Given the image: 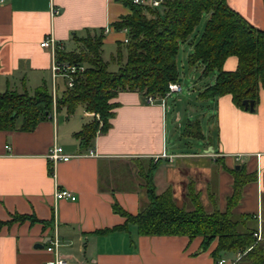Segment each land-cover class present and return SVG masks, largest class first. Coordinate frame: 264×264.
Returning <instances> with one entry per match:
<instances>
[{
    "label": "crops",
    "instance_id": "obj_1",
    "mask_svg": "<svg viewBox=\"0 0 264 264\" xmlns=\"http://www.w3.org/2000/svg\"><path fill=\"white\" fill-rule=\"evenodd\" d=\"M227 2L249 23L264 29V0ZM129 13L122 0H3L0 4V91L21 92L24 84L29 90L30 85L52 79L55 94L52 113L34 130H0V219L10 220L18 213L43 220L0 225V264H46L52 257L47 245L56 233L67 264H217L223 256L236 258V253L214 256L216 242L202 249V237L141 235L134 224L125 230L99 231L125 222L115 204L133 214L148 204L142 171L152 161H159L154 173L158 193L170 188L179 204L181 197L188 198L189 185L209 211L226 210L233 193L232 170L243 167L256 178L244 186L233 212L251 214L250 223L257 228L260 220L264 225V85L254 111L237 106L230 94L202 99L209 100L204 107L189 100L190 107L198 106L191 114L205 117L195 121L203 151L177 146L175 138L182 133L185 118L178 116L176 107L169 125L166 98L173 93L158 96L151 104L139 92L121 91L112 99L117 104L111 127L98 134L89 148L95 147L98 155L77 156L89 149L83 150L74 134L95 114L83 107L84 117L76 118L75 113L68 116L66 108L57 110L60 77H53L54 56L41 42L51 36L63 50L73 51L79 47L78 37L99 32L105 36L116 30L115 21ZM237 66L235 55L223 65L225 70ZM210 114L207 125L217 129H210L212 138L202 130ZM55 145L75 156L54 166L48 153ZM57 187L72 190L77 199H56ZM237 264L251 263L242 256Z\"/></svg>",
    "mask_w": 264,
    "mask_h": 264
},
{
    "label": "trees",
    "instance_id": "obj_2",
    "mask_svg": "<svg viewBox=\"0 0 264 264\" xmlns=\"http://www.w3.org/2000/svg\"><path fill=\"white\" fill-rule=\"evenodd\" d=\"M122 1L130 8V13L115 21L114 27L118 31L127 28L128 41L118 42L117 53L112 56V61L118 60L116 70L109 69L110 62L103 57L104 32L78 37L76 50L65 51L60 45L57 49L59 61L87 65L74 85L65 87L56 100L57 110L66 108L68 116L80 105L95 114L74 134L83 150L93 146L97 135L111 127L112 109L117 104L112 99L119 92L136 91L146 97L152 94L164 97L170 82L179 83L180 43L194 32L204 13H208L209 18L194 42L188 63L202 65L203 76L217 73L214 83L206 85L199 97L209 99L230 94L233 102L243 109H246L245 99L254 100L256 105L264 85V29L249 23L227 0H164L159 7ZM124 49L127 55L122 62ZM232 55L237 56L238 66L235 70H225L224 62ZM52 110L53 95L46 80L33 93L26 84L21 92L7 88L0 91V130L32 131L40 121L49 118ZM158 165L159 161H152L142 171L148 204L136 214L115 204V210L125 217V222L99 231L125 230L134 224L141 235L202 237V249L216 241L214 256L241 251L243 259L251 264H264V239L257 241V227L250 223L252 215L233 212L244 186L256 178L255 174L243 167L232 170L233 193L227 198L225 211L218 208L208 211L193 187L189 194L194 208L186 209L175 201L170 188L157 192L154 173ZM27 219L43 221L34 215L16 213L10 220L0 219V225Z\"/></svg>",
    "mask_w": 264,
    "mask_h": 264
},
{
    "label": "rangeland",
    "instance_id": "obj_3",
    "mask_svg": "<svg viewBox=\"0 0 264 264\" xmlns=\"http://www.w3.org/2000/svg\"><path fill=\"white\" fill-rule=\"evenodd\" d=\"M209 18V14L208 13H204L202 16V19L200 21V23L198 24V26L195 28L194 32L189 36V38L180 43V50L177 56V64H178V68L180 70V79H182L180 81V85H182L183 87V91L180 92H174L172 96L167 97L166 100L168 99V122L169 125L172 124V121L174 119V114L173 112L175 111L176 107L178 108V116L180 118H182L184 116L185 120L183 121V127H182V133L178 134L175 138V142H177V146L179 148L185 149L186 147H190L189 150H202L203 151V143H202V139L200 138V136H197L196 133L199 132V128L197 127L195 121L197 119H201L203 120L205 117L204 116H193L192 114H194L196 111H198V106H196V104H193L191 107L189 105V100H193L196 103H200V105H203L204 107V103L209 104V100H202V99H198V91L201 90L202 88H204L207 84H210L213 76H216V71L215 72H211L209 74V76H203L202 75V69L200 64H196V65H190L188 63V57L189 54L193 51L194 48V42L197 41L200 37V35L202 34V32L205 29L207 20ZM124 36L126 37V34L122 31H111L109 33H106L104 36V45H103V57L106 61L110 62V66L109 69L111 70H116L119 67V64L116 63L118 62V60H114L112 61V56L116 55L117 53V49H118V42L117 40H124ZM126 50L124 49V57L122 59V62H124L126 60ZM58 83H59V94L62 92V90L64 89V83L62 82V80L59 78L58 79ZM49 85L50 88H52V79L49 81ZM36 88V85H30L29 86V92L33 93L34 89ZM181 94L180 98L182 99V101H179V96L177 94ZM194 93V95H193ZM166 102V101H165ZM200 109V108H199ZM84 110H83V106H78L75 112V117L76 118H80V117H84ZM192 113V114H191ZM212 114L208 115V117L205 119V123L203 122L202 125V130L204 135H206L207 137H211L210 134V129L213 132H216V127L211 125L209 126V124L207 125V123H209L210 119L212 118L211 116ZM62 115H60L59 118H61ZM182 120V119H181ZM188 120H191L193 123L191 125H187ZM179 126V123L177 124ZM176 125V126H177ZM207 125V128H206ZM206 128V129H205ZM214 140L216 139V136L213 134ZM212 138V137H211ZM189 184V183H188ZM188 189H187V197H181L179 199V201H181L180 203H182V201L185 204H181L179 203V206L185 205L183 207H185L186 209H193V202L191 200L190 194L191 190L189 189V185ZM204 197V196H203ZM206 198V197H204ZM211 210V209H210ZM209 211V210H208ZM212 211V210H211ZM261 227L262 229V237L260 240L264 239V225L262 224L261 220L259 222V226L257 228L258 229ZM256 236V235H255ZM257 241H260L258 239V237L256 236ZM216 242V241H213ZM212 242V243H213ZM241 252L238 251L236 252L235 257L237 256V254ZM233 259V258H232Z\"/></svg>",
    "mask_w": 264,
    "mask_h": 264
},
{
    "label": "built area",
    "instance_id": "obj_4",
    "mask_svg": "<svg viewBox=\"0 0 264 264\" xmlns=\"http://www.w3.org/2000/svg\"><path fill=\"white\" fill-rule=\"evenodd\" d=\"M136 4L140 5H151L154 7H159L162 5L164 0H132ZM3 2V0H0V4ZM54 13L58 14L59 9L54 8ZM127 28H124V31L127 32ZM109 28H106L105 32H108ZM126 42L128 41V38L126 37L124 39ZM41 46L43 47H48L51 49V52L54 56V63L52 67V72H53V77L54 78H62L65 81L66 87H72L74 85L75 79L79 76L80 73H82L86 69V64L85 63H73L69 61H59L57 58V49L59 47L57 41L51 37L48 36L41 42ZM55 91V90H54ZM181 91V85L178 82H170L169 83V90L166 93L165 96H168L174 92ZM55 97V94H53ZM147 101L151 104L157 102L159 99L158 96L156 95H148L146 97ZM55 115V114H54ZM55 117V116H54ZM80 155H86V156H97V151L94 148H91L88 150L87 153L84 154H79ZM73 156L72 154H67L62 146L55 145L53 146L49 153H48V158L51 160L53 165L57 164L60 161H68L70 160ZM55 198L56 199H69L72 201H75L77 199L76 194L68 189V188H59L55 190ZM260 219V215L258 216ZM255 235L258 237L260 240L262 237V229L261 227L258 229V231L255 232ZM60 238L58 234L56 233L53 237L50 238L49 243L47 245V250L48 252L51 253L52 257L46 262V264H67V260L64 256H62L60 252ZM243 256V252H239L234 259H228L227 257H221L218 261L217 264H226L229 262V264H237L239 259Z\"/></svg>",
    "mask_w": 264,
    "mask_h": 264
},
{
    "label": "water",
    "instance_id": "obj_5",
    "mask_svg": "<svg viewBox=\"0 0 264 264\" xmlns=\"http://www.w3.org/2000/svg\"><path fill=\"white\" fill-rule=\"evenodd\" d=\"M243 103H244L246 109L249 108L250 111L255 110V101L254 100L245 99ZM238 168H239V166H238ZM43 246H44V244H36V247H43Z\"/></svg>",
    "mask_w": 264,
    "mask_h": 264
}]
</instances>
